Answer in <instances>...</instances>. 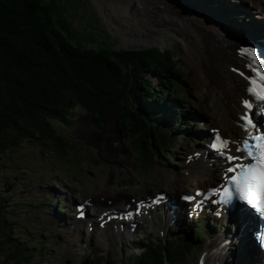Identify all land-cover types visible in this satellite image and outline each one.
<instances>
[{
	"label": "rangeland",
	"instance_id": "obj_1",
	"mask_svg": "<svg viewBox=\"0 0 264 264\" xmlns=\"http://www.w3.org/2000/svg\"><path fill=\"white\" fill-rule=\"evenodd\" d=\"M126 1L54 0V3L57 7L60 6L59 14L73 30V34L89 48L109 47L112 50L127 52L152 48L161 51L172 50L177 60V68L185 76L192 95V98H188L189 101L182 100L184 107L182 112L192 111L196 115L195 119L181 122L180 128L185 123L195 124L194 127L204 129L203 132L209 136L211 131L217 128L231 138L239 136L242 129L240 127L229 131L224 129L218 112L211 106L212 86L205 85L202 81H192L199 73V69L190 60L189 53L178 36H169L164 46L158 44L141 48L122 46L123 33L130 35L135 32L139 36H144L145 31L139 25L130 28L125 15H119L114 22L111 21L112 8L117 5L125 6ZM239 1L240 4H237ZM229 2L242 10L243 13L235 15L240 19L242 26L247 25L244 29H248L249 26L256 27L258 12L264 13V8L256 5V0ZM188 3L201 12L207 11L210 15L216 16L218 24L223 27L227 11L219 9L215 15L212 10L205 11L199 1V5L191 1ZM206 17L209 18L208 15ZM142 23L143 27H147L145 20ZM229 31L244 35L242 30ZM220 40H223L224 45H228L225 38ZM122 106L121 104L120 108ZM117 114L118 111L104 118L105 135H101L102 132L88 122L89 117L79 107L72 109L69 119L73 123L70 125L50 120L54 134L64 137L73 146V149L64 153L65 156L55 154L48 144L23 141L19 147L9 150L0 157V204L4 206L2 210L5 218L11 222L12 233L20 236L24 246L33 251L43 246L39 251L40 255L45 256L41 264H94L97 259L100 264H124L131 261L134 255H139L141 247H144L147 240L152 239L154 242L173 238L184 240L186 235L198 233L197 219H201L203 233H200L198 241L190 246L182 263L197 264L204 245L220 230L218 228L215 233V226H218V223L211 222L204 214L185 217L181 215L176 224L171 222L169 218L171 214L166 219L161 216L155 222L154 228L147 220L144 230H138L134 236L122 235L128 243L126 246L121 245L119 234L115 233H125L116 226L117 222L100 227L98 220H95L94 225H88L105 212L102 208L89 206L92 200L107 201L108 198L117 195L127 198L132 206V202L151 197L157 191L170 193L172 197L174 194L168 189L178 194L190 195L195 189H204L207 185L216 184L220 179L222 168L218 161L210 154L209 162L205 163L200 156L206 150L207 142L203 147H198L199 135L192 132H175V137L180 139L179 149L172 154L167 153L166 161L158 158L153 166L138 164L136 152L129 145V138L126 139L121 132L119 133ZM105 136L113 137V140L106 141ZM197 163L210 167L209 183L200 179L195 182L189 178V170ZM44 198L49 205L63 204L65 208L62 211L65 215L60 217L50 211V206L43 207L46 202ZM74 202L86 204L89 218L85 223L74 218ZM115 208L123 209V203H118ZM64 218L68 222L61 226ZM4 256L5 252L0 250V264H4ZM41 260L42 257H38L36 264H40ZM247 260L250 264V259Z\"/></svg>",
	"mask_w": 264,
	"mask_h": 264
},
{
	"label": "trees",
	"instance_id": "obj_2",
	"mask_svg": "<svg viewBox=\"0 0 264 264\" xmlns=\"http://www.w3.org/2000/svg\"><path fill=\"white\" fill-rule=\"evenodd\" d=\"M207 3L218 9L212 0ZM59 13L54 0H0V157L23 141L48 144L57 155L73 149L54 134L50 120L70 124L75 107L86 112L102 133L104 118L118 111L119 132L129 138L141 165L153 166L158 158L166 161L167 153L179 149L176 131L202 133L187 123L180 128L190 113L182 112V100L189 101L192 95L172 50L89 48ZM225 23L234 29L239 20ZM3 207L0 204L4 264H36L38 257L43 263L45 256L39 253L43 246L35 251L26 248L12 233ZM202 224L197 223L198 233L169 240L166 247L150 241L124 264H182L203 233ZM94 264H100L99 259Z\"/></svg>",
	"mask_w": 264,
	"mask_h": 264
},
{
	"label": "bare ground",
	"instance_id": "obj_3",
	"mask_svg": "<svg viewBox=\"0 0 264 264\" xmlns=\"http://www.w3.org/2000/svg\"><path fill=\"white\" fill-rule=\"evenodd\" d=\"M188 2L190 1L127 0L125 6L117 5L112 8L110 19L114 22V19H117L119 15H125L130 28H136L139 25V27L145 29L144 36H139L135 32L130 35L122 34V46L127 48H141L155 44L164 46L168 42L169 36H178L189 53L190 60L199 69L200 75L197 73L192 78V81H202L205 85H210L213 88L211 106L218 112L223 128L229 131L232 128L240 127L243 133L248 134L241 119L244 110L242 104L243 94L241 93L242 85L239 76L242 70L241 66L237 65L234 46L238 42L248 41L249 38L253 37V34H248L247 32V34L244 32V35L234 34L229 31L230 29L218 24L216 16L210 15L207 11L201 12V10L193 8ZM257 4L264 8V0H256ZM207 15L209 16L208 19ZM143 20H145L147 27H143ZM232 31L235 32V30ZM259 35L260 33H256V37ZM212 37L216 38L212 39ZM222 38L226 39L228 45L223 44V40H220ZM190 66L194 65L190 64ZM204 84L203 86L205 87ZM231 148H235V145H231ZM202 158L204 161L209 158L207 152L203 153ZM210 171L208 166L204 167L202 163H197L189 170L188 176L195 182L199 179L209 181ZM209 187L211 186L207 185L205 188ZM168 191L174 194V197H171L170 193L167 194V201L180 198V193L178 194L172 189H168ZM195 193L191 197H194ZM167 201L158 206V214L154 213L152 205H149L148 207L143 206L139 212H133L132 215H129L127 221H124V225H127L125 228L126 232L134 236L138 230H144V224L147 223V220L148 222L150 221L152 226H155V221L159 215L165 219L168 218L169 210L164 207ZM118 203H123V207L130 204L127 198L114 195L110 199L108 198L107 201L92 200L89 205L107 211L117 210L115 207ZM178 226L176 225V227ZM220 228L221 233L217 234L219 236L204 245L200 258L214 247L219 237L222 235H224L222 238L229 237L233 233L225 227V224ZM241 234L242 238L234 237L233 242L228 246L229 249L225 248L224 253L216 254L215 256L211 254L210 264H249L247 252L251 244V237L250 235L248 237L249 233L245 229H242ZM104 238L106 239L107 237L104 235ZM119 239H121L122 246L128 244L122 235H119Z\"/></svg>",
	"mask_w": 264,
	"mask_h": 264
},
{
	"label": "snow or ice",
	"instance_id": "obj_4",
	"mask_svg": "<svg viewBox=\"0 0 264 264\" xmlns=\"http://www.w3.org/2000/svg\"><path fill=\"white\" fill-rule=\"evenodd\" d=\"M257 51L248 49L247 56L250 60L256 58ZM260 81H264V71L259 74ZM250 96H255L257 99L264 101V86L258 88L255 92L249 87L247 89ZM243 108L246 110L252 109V104L248 99L243 100ZM264 115V113H261ZM241 119L252 125V121L248 119L247 112L241 116ZM254 143L249 144L248 140H243V147L231 148L232 142L221 137H216L219 145L213 142L210 146L213 151L221 157L225 162L226 167L224 172L228 175L225 181L226 185H231V188L225 187L223 191L224 201L230 202L232 194L247 204L251 209L255 210L262 218H264V134L252 137ZM231 152L240 153L233 155ZM248 158V163H241L243 157ZM185 199H188L185 197Z\"/></svg>",
	"mask_w": 264,
	"mask_h": 264
},
{
	"label": "water",
	"instance_id": "obj_5",
	"mask_svg": "<svg viewBox=\"0 0 264 264\" xmlns=\"http://www.w3.org/2000/svg\"><path fill=\"white\" fill-rule=\"evenodd\" d=\"M240 47H242V48H244L243 50L244 51H247L249 48H252V47H254V48H256V45H249V44H244V42L243 43H241V46ZM112 114V113H111ZM105 134V133H104ZM103 134V135H104Z\"/></svg>",
	"mask_w": 264,
	"mask_h": 264
}]
</instances>
